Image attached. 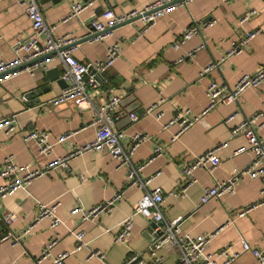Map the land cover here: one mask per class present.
<instances>
[{
	"label": "crops",
	"instance_id": "0c3cea01",
	"mask_svg": "<svg viewBox=\"0 0 264 264\" xmlns=\"http://www.w3.org/2000/svg\"><path fill=\"white\" fill-rule=\"evenodd\" d=\"M154 1L91 0L89 8L63 22L75 4L85 2L38 0L45 20L57 25L55 36L69 35L74 39L73 56L78 62L99 60L105 56L107 44L126 38L127 41L119 48L118 58L102 72L100 84L87 86L93 106L111 94L120 96L118 118L112 127L121 133L119 142L122 145L128 146L133 134L149 136V141L138 145L131 162L146 163L139 177L150 181L144 187L124 189L120 200L113 202L108 213L97 215L93 221H83V212L71 211L75 208L88 210L121 192L125 187L126 169L118 168L106 152L88 150L69 157L67 167L51 168L26 188H20L6 198L0 197V217L10 211L18 216L9 226L0 220V238L8 233L13 238L19 237L17 241L10 238L0 242V264H37L44 246L53 238H58V241L41 264H49L53 257L67 252L65 264H123L131 255L140 256L141 264H153L145 252L153 240L152 234L145 231L150 219L134 215L130 236L123 243L114 242L113 233L131 213L144 190L157 187L164 197L161 213L165 221L178 218L177 228L191 238L216 232L205 248L206 253L226 246L237 251L240 240L250 247L264 250V206L252 208L243 217H237L235 213L259 200V179L241 176L232 194L200 202L205 189L228 179L234 170L245 168L251 161L250 152H238L247 146L243 136L229 137V132L245 116L264 111V79L257 86H246L235 101L217 103L209 109H206L205 87L211 80L232 85L244 73L253 72L264 64V0H184L157 15L139 37L134 36L142 25L138 18L117 26L104 38L81 41L91 35L90 23L100 19V9H111L115 14L140 11ZM250 7L255 9V13L239 25L237 19ZM209 19H214V22L203 27ZM193 22L199 25V33L173 48L172 42ZM250 30L257 31L242 51L228 55L226 51L231 43ZM31 34V21L19 3L0 0V60L5 63L13 61L16 56L13 46ZM180 56L184 59L179 61ZM209 63L215 65L200 74ZM46 64L48 70L58 68L62 79L63 68L58 59ZM89 78L90 74L86 75L87 82ZM64 88L51 81L42 69H36L34 75L27 70L20 71L0 83V118L17 114L19 123L17 130L9 136L0 134V169L4 159L11 154L20 165L31 164L33 168L45 169L57 157L63 158L93 140L92 106H77L71 100L58 105L48 103ZM40 90L44 93L37 95L32 104H28V97L27 101L23 100L27 93ZM152 105L154 111L143 112ZM185 108L198 114L199 118L171 141L178 125L174 123L164 129L163 123L177 110ZM156 112L161 115L156 117ZM129 113L138 116L131 120ZM229 115L232 118L225 121ZM31 129L49 130L51 141L64 133L71 136L57 144L51 155L45 156L39 152L35 141L23 140ZM256 135L264 143V126ZM219 144L225 145L216 151L220 162L211 173L194 170L192 176L195 181L185 189L183 196H171L169 193L175 192L183 181L182 165L192 156ZM156 146L160 147V152L152 158ZM6 182L0 180V184ZM55 202H59L56 212L60 224L53 228L51 219H43L25 234L37 214L39 203ZM79 231H85V236L82 249L77 250L76 233ZM96 251L103 254L102 259L93 254ZM159 255L163 264H176L178 251L164 245L159 248ZM231 264L257 263L249 253Z\"/></svg>",
	"mask_w": 264,
	"mask_h": 264
},
{
	"label": "built area",
	"instance_id": "2783aa9c",
	"mask_svg": "<svg viewBox=\"0 0 264 264\" xmlns=\"http://www.w3.org/2000/svg\"><path fill=\"white\" fill-rule=\"evenodd\" d=\"M19 5L24 9L26 15H28L31 21V35L24 41L17 42L12 51L15 53V58L13 61L5 63L0 60V74L8 71V69L26 63L29 60L37 58L49 53L51 51H57L62 46H69L68 48L62 49L58 54L44 60L43 62H37L26 66L22 70H17L14 72H8L7 75L0 77V83L8 79L12 74H16L20 71H28L31 75L35 74L36 69H42L47 71V62L51 60L58 59L61 67L63 68L62 78L66 81L67 85L63 89L62 93L49 99L48 103L51 105H58L63 101L71 100L77 106L87 105L92 106L91 112V125L95 127L94 138L91 142L82 145L78 149L70 152L67 156L63 158L57 157L55 160L50 162V164L45 168H33L31 164L20 165L13 154L7 156L4 160V165L0 169V180H6V183L0 184V197L6 198L11 196L16 190L20 188H26L35 179L45 175L49 169L55 167H67V161L69 157L82 154L84 151L93 150L96 152H106L111 159L117 163V167H124L125 170V187L121 192H117L113 197L105 201L104 203L92 206L88 210H82L80 208H75L71 212L78 213L83 212L82 220L93 221L99 214L108 213L112 204L115 201H119L120 196L124 189L136 186L144 187L150 180H141L139 177L140 171L146 165V163L133 164L131 162V156L134 151L142 142L149 141V136L144 133L133 134L129 138L128 146H124L119 142L121 133L116 132L113 129V124L118 118V104L120 96L115 94L109 95L108 98L104 99L97 106H93L92 98L90 96L88 86L93 85L98 86L102 77H99L104 70H106L112 63L118 58L119 48L122 43L126 42V38L117 40L116 42L106 45L105 56L99 60H95L90 63L78 62L74 56V39L69 35L56 37L55 29L57 25L48 23L45 20L44 15L40 9L38 0H16ZM170 0H156L151 5L146 6L140 11H130L126 13L115 14L111 9H105L100 14L99 20L91 21V25L94 31L99 32L107 27H110L117 22L124 21L129 17L135 16L137 13H141L144 10H148L153 6H159ZM224 1V0H222ZM92 4L91 0H87L86 3H77L72 7V10L68 13L69 15L63 19V22H67L69 19L74 17L76 14L82 10L89 8ZM176 3L170 4L164 8L153 10L151 13L141 15L139 19L142 21L140 29L135 33V37H139L154 21L155 17L162 12L170 9ZM255 13V9L250 7L245 11L241 17L237 19L239 25H241L245 20ZM214 22V19H209L203 24V27L210 25ZM111 30L99 33V35L94 36L92 39L104 38L106 34H109ZM199 25L193 22L188 27H186L179 36L172 42V47L177 48L179 44L189 39L193 34L199 33ZM257 30L246 31L244 36L238 39L236 42L233 41L229 48L227 49V54L239 53L242 51L244 45L249 39H251ZM190 55V52L189 54ZM184 57L180 56L178 60H183ZM215 63H209L202 68L200 74L207 72ZM91 69V70H90ZM91 71V72H90ZM90 72V73H89ZM90 74L89 82H87L86 75ZM264 79V64L258 66L253 72L244 73L241 77L237 79L232 85H228L223 82L209 81L206 85L205 95L207 97L208 103L206 109L213 107L217 103H225L230 101H235L240 94V92L246 86H257ZM110 90V88H108ZM24 101H27V97H23ZM154 106L147 107L143 112L151 113L154 111ZM205 109V110H206ZM160 112H156L155 116L159 117ZM138 115L135 113H129L131 120H135ZM199 118L198 114L191 113L189 108L183 110H177L173 117L168 119L163 123L164 129L171 126L172 124L178 125V130L171 138H174L185 131L191 126V123ZM232 118L229 115L225 121ZM19 126L17 120V114H11L8 117L0 118V134L9 136L17 130ZM264 126V111H257L233 125L229 132V137L241 134L247 146L245 149H240L238 152L248 151L251 153V161L247 166L241 170H234L228 179L223 181H218L210 188L203 191L200 202L205 203L208 199L212 197H220L221 195H229L234 192V186L237 180L241 176L250 177L252 179H259L261 181V187L258 194L260 195L259 200L255 204L248 205L242 209L236 210L237 217H243L248 214V211L256 206H264V143L257 138L256 132L262 129ZM71 136L70 133H64V135L56 137L55 141H51V132L49 130L43 129H31L26 135H24L23 140L28 142L30 140L35 141L39 147V152L42 155H51L54 147L57 144H61L65 139ZM225 144H219L211 148L210 150L192 156L189 162L182 165L181 173L183 181L179 185V188L175 192H170L169 194L173 197H182L185 189L193 184L195 178L192 176L194 170L199 169L207 173L211 171L219 164L220 160L216 155V151L223 147ZM160 147L156 146L153 149V157L159 155ZM237 152V151H236ZM151 158V159H152ZM164 200L160 188H155L153 190H144L140 195V199L133 206L130 214L127 215L116 227L113 233V240L116 243L125 242L130 236V229L132 225V218L134 215H141L145 218L152 219L155 222L162 221L163 226L161 227V235L157 239H154L146 248L145 252L151 258L153 264H163L162 256H158L159 248L164 245L175 248L178 251V258L176 264H231L237 259L241 258L245 254H251L255 259L257 264H264V250H259L247 244L244 240L239 242V250H233L230 246H226L213 253H206V246L209 244L213 238V233L203 234L195 238H191L187 233L181 232L177 228L178 218L176 220L167 222L164 220L161 213V204ZM59 202L54 204H43L39 203L37 208V214L34 216L32 223L25 230V234L30 232V229L34 224L40 222L43 219H51V226L53 228L60 224V219L57 216L56 208ZM18 219V216L13 211L5 213L4 216L0 217V220L6 225H12L14 221ZM11 233H8L0 238V242L6 241L12 237ZM85 236V231H79L76 233L77 238V250L82 249L84 243L83 238ZM14 241L19 239L18 236L13 238ZM58 238H53L44 246V250L41 256L36 260L37 264H41L44 259H47L51 254L52 247L57 243ZM69 253H63L59 256L53 257L49 264H65V258ZM99 259L103 258V254L99 252L93 253ZM143 260L138 255H131L126 259L123 264H141Z\"/></svg>",
	"mask_w": 264,
	"mask_h": 264
},
{
	"label": "water",
	"instance_id": "95a60500",
	"mask_svg": "<svg viewBox=\"0 0 264 264\" xmlns=\"http://www.w3.org/2000/svg\"><path fill=\"white\" fill-rule=\"evenodd\" d=\"M83 1L85 3L87 2V0H83ZM181 1H184V0H170V1L165 2V3H163V4L159 5V6H153L152 8H150L148 10H144L141 13H137V14H135V16L129 17V18H127L124 21L117 22V24H114V25H112L110 27H107L104 30H101L99 32L94 31V28L91 25V31H92L91 35L87 36L85 38H82L81 41H86V40L92 39L94 36L99 35V33H102V32L107 31V30H112L114 28H117V26H120V25H124V24H127V23L134 22L141 15H145V14L151 13L153 10L164 8L166 6H169L170 4H173V3H176V2H181ZM38 3L41 4V2H38ZM100 11H103V10L100 9ZM75 44H78V42L75 43ZM68 47L69 46H62V48H59L57 51L53 50V51H51L49 53H45L42 56H39V57L34 58L32 60H29L26 63H23L21 65L15 66V67H12V68L8 69V71L1 73L0 77L4 76V75H7L8 72H14V71H17V70H22L23 68H25L28 65H31V64H34V63H37V62H43L44 60H46V59L58 54L59 52H61L62 49H65V48H68ZM46 75L48 76V78L51 81H56L60 86L66 87L67 83H66V81L63 78L62 79L60 78V71H59L58 68H50L49 70L46 71ZM99 77H102V74H100ZM42 93H44V90H42V91L41 90L40 91H31V92L27 93L26 97H28V100H29L28 104H32L34 102V99L37 98V95H41ZM38 100L39 99H36L35 101H38ZM162 226H163L162 221L155 222L154 220L150 219L148 224H147V226H146L145 231L147 233H149V234H152V238L154 240V239H157L159 237V235H161V227Z\"/></svg>",
	"mask_w": 264,
	"mask_h": 264
}]
</instances>
